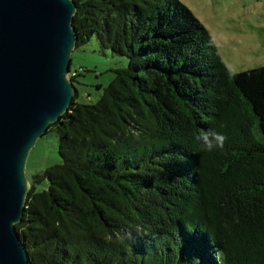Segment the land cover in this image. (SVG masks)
<instances>
[{
  "label": "trees",
  "instance_id": "obj_1",
  "mask_svg": "<svg viewBox=\"0 0 264 264\" xmlns=\"http://www.w3.org/2000/svg\"><path fill=\"white\" fill-rule=\"evenodd\" d=\"M74 3L75 47L95 35L129 60L46 130L61 160L15 225L31 263L264 264V65L232 77L179 0ZM208 129L222 149L194 139Z\"/></svg>",
  "mask_w": 264,
  "mask_h": 264
},
{
  "label": "water",
  "instance_id": "obj_2",
  "mask_svg": "<svg viewBox=\"0 0 264 264\" xmlns=\"http://www.w3.org/2000/svg\"><path fill=\"white\" fill-rule=\"evenodd\" d=\"M74 0H0V264H32L15 225L30 188L26 159L72 102Z\"/></svg>",
  "mask_w": 264,
  "mask_h": 264
},
{
  "label": "rangeland",
  "instance_id": "obj_3",
  "mask_svg": "<svg viewBox=\"0 0 264 264\" xmlns=\"http://www.w3.org/2000/svg\"><path fill=\"white\" fill-rule=\"evenodd\" d=\"M204 26L231 71L264 65V0H179ZM127 56L103 48L96 36L74 48L70 67L80 73L74 82L77 101H97L102 90L128 65ZM57 136L46 131L30 149L26 177L60 162Z\"/></svg>",
  "mask_w": 264,
  "mask_h": 264
},
{
  "label": "clouds",
  "instance_id": "obj_4",
  "mask_svg": "<svg viewBox=\"0 0 264 264\" xmlns=\"http://www.w3.org/2000/svg\"><path fill=\"white\" fill-rule=\"evenodd\" d=\"M229 74L232 77H235L236 75H238V72L233 70ZM194 139L199 142L202 150L211 152L215 149H222L227 137L223 133L218 132L215 129H208L196 134Z\"/></svg>",
  "mask_w": 264,
  "mask_h": 264
}]
</instances>
